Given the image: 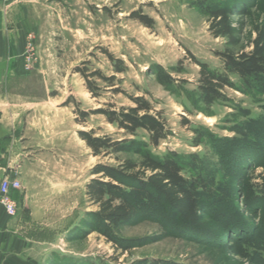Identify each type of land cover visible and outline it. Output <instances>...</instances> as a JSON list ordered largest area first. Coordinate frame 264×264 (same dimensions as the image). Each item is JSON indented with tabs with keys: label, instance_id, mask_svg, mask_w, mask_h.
Listing matches in <instances>:
<instances>
[{
	"label": "rangeland",
	"instance_id": "obj_1",
	"mask_svg": "<svg viewBox=\"0 0 264 264\" xmlns=\"http://www.w3.org/2000/svg\"><path fill=\"white\" fill-rule=\"evenodd\" d=\"M192 1L0 0V100L10 102L1 108L2 123L19 131L12 147L6 144L19 154L12 165L28 207L20 212L32 213L31 264H264V88L225 89L226 100L206 109L198 102L194 62L221 70L217 53L249 52L254 28H264V0H214L245 9L230 16L236 45L214 38ZM116 61L122 73L114 72ZM94 71L114 79H94ZM231 80L239 86L237 77ZM136 97L170 131L150 153L177 156L185 178L200 175L208 183L194 227L142 199L132 220L107 235L91 215L97 210L85 196L91 170L116 161L92 156L78 132L125 138L94 111L131 107ZM128 138L147 142L142 130ZM10 174L0 172V180ZM242 230L255 234L238 241Z\"/></svg>",
	"mask_w": 264,
	"mask_h": 264
},
{
	"label": "trees",
	"instance_id": "obj_2",
	"mask_svg": "<svg viewBox=\"0 0 264 264\" xmlns=\"http://www.w3.org/2000/svg\"><path fill=\"white\" fill-rule=\"evenodd\" d=\"M190 4L207 16L208 30L214 38H224L228 44H237L230 16L245 14L243 7H228L216 4L214 0H193ZM137 16V20L144 26H152V21L146 16ZM254 33L249 52L234 53L225 49L217 53L223 65L221 70L211 69L207 64L194 59L199 67L198 102L204 108L209 109L214 103L226 100L225 89L249 94L264 88V28L255 27ZM109 60L116 66L112 57ZM116 63L120 67H114V72L122 73L123 64L120 61ZM75 72L84 77L88 90L93 92V84L88 81V77L78 68ZM90 76L108 83L114 79L104 78L97 71L90 73ZM232 76L239 79V86L231 80ZM130 100L133 103L131 107L115 108L114 105H106L104 109L94 111L102 115L116 130L123 132L125 138L114 140L109 136L95 137L92 131L78 132L79 138L90 149L92 156H113L116 161L114 166L97 164L91 170L94 178L85 186V196L97 209L91 215L102 225L103 233L107 235L132 220L136 213L135 201L142 199L189 227L196 226L200 223L206 207L200 203V198L208 189L207 181L200 175L185 178L182 174L185 165L177 156L169 154L157 158L150 153L148 149L157 147L170 131L161 114L143 97ZM80 114L87 116L85 112ZM139 130L145 132L147 142L128 138L135 137ZM128 152L137 158L119 157L120 154ZM240 234L238 241L244 235L251 236L255 233L242 230Z\"/></svg>",
	"mask_w": 264,
	"mask_h": 264
},
{
	"label": "crops",
	"instance_id": "obj_3",
	"mask_svg": "<svg viewBox=\"0 0 264 264\" xmlns=\"http://www.w3.org/2000/svg\"><path fill=\"white\" fill-rule=\"evenodd\" d=\"M1 23V21H0ZM0 28H2L0 26ZM2 34V32H1ZM6 40L10 43H15V39H10L7 35H4ZM9 38V39H8ZM19 44H22L19 42ZM14 45V47H16ZM12 49V48H11ZM8 51V50H7ZM9 54V51H8ZM9 56V55H8ZM9 71L6 72V75ZM10 106V102L1 98L0 100V172L12 173L8 175L13 179L19 181L18 173L15 171V167L12 165V156L18 157V152H13L6 144V141L10 143L18 140V130L12 133L2 123L3 111L1 108ZM12 147V146H11ZM14 174V175H13ZM4 176V175H3ZM20 182V181H19ZM9 198L16 203V214L12 217L6 214L5 208L0 205V264H31L32 258V242L29 237L32 228V213L28 215L20 212L21 208L27 207L24 198L19 190H10ZM28 208V207H27ZM28 219V220H27ZM27 220V221H26Z\"/></svg>",
	"mask_w": 264,
	"mask_h": 264
},
{
	"label": "built area",
	"instance_id": "obj_4",
	"mask_svg": "<svg viewBox=\"0 0 264 264\" xmlns=\"http://www.w3.org/2000/svg\"><path fill=\"white\" fill-rule=\"evenodd\" d=\"M20 182L9 176H4L0 180V203L4 206L8 216L12 217L16 213V203L9 198L10 190H18Z\"/></svg>",
	"mask_w": 264,
	"mask_h": 264
}]
</instances>
